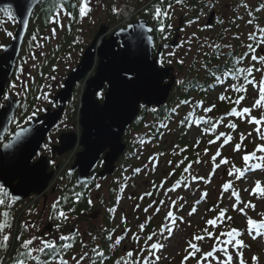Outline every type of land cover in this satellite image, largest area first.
<instances>
[{
	"label": "rangeland",
	"instance_id": "374dc122",
	"mask_svg": "<svg viewBox=\"0 0 264 264\" xmlns=\"http://www.w3.org/2000/svg\"><path fill=\"white\" fill-rule=\"evenodd\" d=\"M129 3L127 4H133V0H126ZM142 2L148 1V0H141ZM217 5L220 6V3ZM253 3V1H252ZM251 1L248 2L249 6L252 4ZM60 5L61 3L58 2ZM136 4V0H135ZM47 5H51V3H47ZM88 7L90 8V11L87 13V20L90 24L86 28L81 23H75L74 24V30H71V32H67L66 24L68 18L65 17L66 14H69V10L64 9V11H58V14L56 12L57 7H55L56 13L52 15L53 13L49 12V8L51 6L46 7L42 6V9L39 11L40 18L37 20V22H34L32 27L35 29H32L31 32L28 34L29 38L26 40L24 49L22 52V56L20 59V63L18 65L17 71L15 73V77L12 83L8 85L4 97L0 101V106L5 103L6 96H13L15 99H21V101H24L30 95L35 96L34 90H39L40 95L39 97L35 96V104L32 107L31 111L27 113L28 111V104L26 102L21 104L20 108L16 111L15 114V120H13L11 127L9 128L5 139L12 135V132L14 129H18L19 127L22 128L32 120L33 116L36 114H41L44 109L47 107H51V102L53 97L55 96V93L60 90L61 84L65 78V76L70 72V70L76 65L78 58L81 54V52L92 42L95 34H97L98 27H100L101 24H106L105 21L107 20V16L111 15L110 11L108 12L104 4H102V0H88ZM104 10H103V8ZM119 7V0H113L111 3L110 9L118 8ZM137 8V7H136ZM217 10V8H216ZM215 10V14L221 18L222 24L219 26V24L214 21V18H212V23L215 24V27L211 25L210 28L205 29L202 28V24L208 21V18L210 16V12H203L200 15V19L196 24L194 25V29L191 31H187L186 29L181 33V40L186 44L187 41V47L181 46L180 52L178 54L172 53V56L177 55V60L180 61H186L187 66L189 61L191 60L192 54L195 53V50H192L191 44L189 43V40H192L194 37L198 36L196 32L201 36V40L210 39L212 37H218L217 34L221 31L226 34V38L223 40V42H228V37H231L234 34V31L229 28L230 21L228 19L230 18V10H225L223 7H220L217 11ZM239 14H234L233 17H237L239 15L242 16V20L239 21V26L242 28L241 31V37H245L248 35V33H253L256 27L260 25H264V18H262L260 15H256L255 18L259 19V25L258 22H256L254 19H249L248 13H247V7L241 6V9L238 10ZM38 13V12H37ZM57 14V16H56ZM134 12L131 11L130 17L134 16ZM214 15V14H213ZM5 17V18H3ZM56 17V24L58 25V29L54 31L53 29L51 31H47L48 25L54 20ZM65 17L66 19H64ZM139 15H135L134 19H137ZM165 17V16H164ZM214 17V16H213ZM46 21V28L44 30V33L46 37L37 36L36 30H39V22ZM232 18V19H234ZM167 21L168 19V13L165 17ZM40 20V21H39ZM171 21H175V24L177 23V19L172 18ZM250 25H248V21ZM100 22V23H99ZM104 22V23H103ZM99 23V24H98ZM115 22L111 25H114ZM110 25V26H111ZM231 25L232 22H231ZM258 25V26H257ZM106 26V25H105ZM108 27V26H107ZM15 28V24H11L10 19L7 15L1 16L0 15V47L3 46L6 43L10 42V37L13 34ZM82 28L84 30H82ZM228 28V29H227ZM108 30V29H107ZM11 33V35H9ZM70 35L71 37H64ZM35 37V39H33ZM65 38H68L69 41H65ZM162 36L159 35L158 37H155V40L157 43L162 40ZM32 41V43H31ZM99 42V41H97ZM31 43V44H30ZM62 44H64V48L62 47ZM100 42L98 43V45ZM76 46V49H74ZM1 50V48H0ZM206 50V49H205ZM37 51V52H36ZM54 53H58V58L53 63L49 64V66H46V62L41 59V55H46L48 57V60H52L51 55ZM190 53H192L190 55ZM32 54H38L39 60L35 59L33 60ZM201 55V52H200ZM204 55V53H203ZM97 59V58H96ZM168 61V60H167ZM172 61V60H171ZM173 62V61H172ZM198 63H201V60H199ZM44 66V67H42ZM93 71V70H92ZM92 71L89 74V76L92 75ZM45 73V76H43ZM38 76H43L42 81V87L36 86V80L38 79ZM36 90V93H37ZM34 91V92H33ZM29 92V93H28ZM83 92V82L80 83V85L75 89L73 94V101L71 102V107L66 112L64 118L61 119L58 126L52 130V132L49 135L50 141L48 142V145L51 143L56 142V138L59 137V135L63 133L71 132L77 136L80 134V128L77 124V110L80 107V98L81 94ZM221 92V91H220ZM220 92H212L210 94V99L215 102L217 101V96L220 94ZM26 94L28 96L26 97ZM37 95V94H36ZM253 97L255 98L257 95V92L254 91ZM34 97V98H35ZM219 100V99H218ZM254 102L251 101L247 105L251 109L250 117L256 118L262 121L261 124H253L248 122L249 116H246L243 121H240L241 128H240V134L244 133L245 135L249 132H252L253 134L250 136L253 143L252 146L258 142V145L264 144V139L259 140V133L257 132V129L262 130L263 127V121H264V108H258L254 107ZM252 105V106H251ZM254 109V110H253ZM22 119V120H21ZM171 123L175 122L170 121ZM169 130L172 131V126L170 125ZM255 131V133H254ZM196 133V135H195ZM190 133L189 136L192 140L196 138L197 133ZM238 132H235L232 136L235 137L236 141L235 144L241 143V135ZM162 142L165 141V145H168L171 141L170 136H164L162 137ZM233 138V137H232ZM261 138V137H260ZM4 139V140H5ZM243 144V143H242ZM168 147V146H167ZM217 147V146H216ZM254 147V146H253ZM215 148V147H214ZM234 147L231 146L227 148L226 150H222L218 152V159L214 161L213 166H217V169L214 172H209L208 168H205V165L200 164V166H194V171H196L195 175V181L194 185L190 187L185 193L182 191L181 195H185L187 199V206L185 203H183V209L180 212H176L171 204V200L168 199L166 201V205H162V208L159 211V214L165 213L167 209L174 211V216L176 218V224L173 226L172 234L169 236V234L165 231H163V241H158L159 244H162L163 247L159 250H153L152 254L153 257L149 260L142 259L141 264H187V260L183 261L182 257L185 258V256H188V259L190 258V251L188 248L189 245V235L191 232L194 233V235H197V231L201 229L199 225L205 224L207 220L218 210H226L225 214L230 215L231 219L233 220V228L239 230L242 235L238 237V240L243 242V246L237 248L236 243L233 242L231 244H228L227 251L224 254H216L215 256H212L210 259H204L202 261V264H228L226 261L227 256L232 257V264H241V260L243 261V264H253V257H257L258 261L257 264H264V234H256L252 233L251 235L248 234L247 229V218L251 217L254 220L259 221L261 219L259 213H264V197H260L258 195L251 194V189L255 186L256 181H260L261 185L264 186V169L262 168L261 171H256L255 167L257 165H263L264 167V154L262 152L257 153L258 155L253 159L251 162V168H254L255 171L246 172L243 175L245 177L239 178L240 180H236V182L231 183L230 187L226 191L223 187V182H225V176L224 171L226 169L229 170V163L232 162L234 167H241V164L244 162L242 157L247 154V151H244L242 148L240 151H234ZM77 149H75L76 151ZM71 152L68 156L61 161L58 162V169L56 172V179L53 183H51V186H53L54 192L50 195V190L44 193V199H33L32 201H25V205H21L17 210L21 211V216H23L22 221L20 222L21 227L26 226L27 227V240L33 239L35 236L39 237L40 239H44L49 237L48 231L45 230V227L47 226V223L50 221L55 220L54 213H51L50 210H48L49 203H52L56 200L58 197V194H56V189H58V179L60 182V190H63L67 183L70 181V177H66V171L64 170L67 163H72L73 153ZM44 154V151H41V155ZM45 155V154H44ZM222 160H226L227 163H222ZM138 161V160H137ZM136 160L130 162L131 164L135 163ZM140 162V161H139ZM205 164V163H204ZM71 166V165H70ZM68 167V166H67ZM193 167V166H192ZM69 169V168H68ZM227 171V170H226ZM229 172V171H228ZM129 171L125 173V182L127 183V189L122 196L120 204H118L117 213L115 212L116 222L120 223L119 230L123 231L124 229H131L133 233V229L135 226V222L139 223L140 220L136 219V216L138 219H141L140 213L141 212V205L140 208L135 206L138 205L137 202H134V196L133 201H131L128 196H131L132 193L139 194L144 188H140L142 183L144 182L143 177H136L135 179H131L129 175ZM210 174V175H209ZM209 177L207 178V176ZM206 176V177H205ZM62 177V180H61ZM126 178L128 180H126ZM105 183V182H104ZM104 187L109 184V181L104 184ZM102 185V186H103ZM134 185V186H132ZM55 188V189H54ZM204 193H207L205 196ZM237 195L239 199H237ZM100 196L104 197L107 196V192L104 195L103 190L94 191L91 194V203L95 204L96 200L100 198ZM203 196V197H202ZM101 197V198H102ZM95 200V201H94ZM199 201V202H198ZM46 202V203H45ZM134 202V203H133ZM251 202V204L256 205L255 210L253 211L251 208H245L244 213H241L238 210H233L232 205L235 204L236 208H243L244 204ZM218 205V206H217ZM24 207V208H23ZM23 208V209H22ZM193 208H195V211L192 215H189L190 212L193 211ZM122 210V211H121ZM214 210V213H212ZM121 211V212H120ZM45 212V213H44ZM42 213V214H40ZM51 213V214H50ZM50 214V215H49ZM65 215H67L66 212H64ZM48 216L49 219H48ZM67 217H69L67 215ZM126 218V221L122 223V218ZM140 217V218H139ZM144 220L145 225V218L142 216ZM163 219H165V215L162 216ZM183 218V222H179L180 219ZM124 220V219H123ZM33 221V222H32ZM61 221V219L58 218V222ZM164 221V220H162ZM35 222V223H34ZM92 225L98 221L93 222L91 221ZM168 226L171 225V221L169 220ZM71 224H74L73 220L71 221ZM40 225V227H38ZM75 226V225H74ZM89 226L85 223L76 225L75 229L77 228L79 231H84ZM4 229V228H3ZM74 229V228H73ZM222 231V226L218 224V229L215 232V237H218L219 234ZM8 233L9 230H7ZM38 232V233H37ZM37 233V234H36ZM130 233L131 235H133ZM138 233V232H135ZM62 235V234H60ZM259 235V236H257ZM5 236V235H4ZM54 237H52L53 239ZM56 238V237H55ZM130 237L125 238L121 245L120 249L123 251H131L132 246L134 244H141L143 241H131L129 240ZM210 241V239H208ZM113 237H111V243H113ZM157 240H154L152 243H157ZM38 242L39 240H34L32 245L29 246V248L32 249V255L36 254V249L38 248ZM205 249H208L209 243L206 241L204 243ZM211 249V248H210ZM210 250H204L203 252H200V257L204 258V254L207 253ZM224 251V250H222ZM221 251V252H222ZM228 253V254H227ZM147 252H145V255ZM185 255V256H184ZM122 256V255H121ZM128 259H131L128 256ZM209 262V263H208ZM80 264H85L84 262Z\"/></svg>",
	"mask_w": 264,
	"mask_h": 264
},
{
	"label": "water",
	"instance_id": "95a60500",
	"mask_svg": "<svg viewBox=\"0 0 264 264\" xmlns=\"http://www.w3.org/2000/svg\"><path fill=\"white\" fill-rule=\"evenodd\" d=\"M41 1L0 0V10H11L18 21L12 43L0 53V99L10 80L31 13ZM149 29L144 20L132 23L126 29L112 33L108 39L102 38L101 46L95 50L97 39L106 33V27H101L54 99L59 108L54 112L45 110L42 116L35 117L30 125L22 128L28 131L19 140H13V137L22 129L0 148V187L11 194L13 201H21L30 195L40 196L46 191L53 172L47 173L44 157L31 163L49 131L58 123L74 86L92 70L95 56V74L85 83L79 112V147L82 151L76 155L71 171H78V184L89 181L93 178L91 171L104 154V166L98 177L112 174L114 164L124 152L122 137L137 116L139 106L162 107L174 84L170 74L173 69H159L157 58L152 57L154 42ZM103 92L100 103L96 95ZM18 103L9 97L0 109V141ZM59 140L60 147L54 150L59 156L76 144L74 134L62 135Z\"/></svg>",
	"mask_w": 264,
	"mask_h": 264
},
{
	"label": "trees",
	"instance_id": "16d2710c",
	"mask_svg": "<svg viewBox=\"0 0 264 264\" xmlns=\"http://www.w3.org/2000/svg\"><path fill=\"white\" fill-rule=\"evenodd\" d=\"M62 2L64 6H66L67 10L70 11V13H74L75 18L79 19L80 13H79V5L80 0H46L42 5L36 10V14H34L33 17V23L37 22V20L41 17L39 14V11L42 9V6L48 7L49 12L55 13V7L58 4V2ZM113 0H111L112 3ZM238 1V10L241 9V6L247 7V13L248 16L251 19H254L256 22H259V19H256V15H260L262 18H264V0H237ZM253 1L252 4L248 5V2ZM150 0L142 2L141 0H136L135 7L145 6L144 10L139 14V17L145 18L149 21V23L153 26H158V21L154 17V12L156 8L162 9V11L166 12V10L169 9L171 12V15L173 16L174 11L176 13L179 12V9H189L191 13L198 11V9L206 8L207 10H217L220 7H223L226 11L232 10V6L234 5L235 1L232 0H221L218 1L220 3V6L217 5V0ZM47 3H51V5H47ZM207 3H210L212 5L211 8H208L209 5ZM177 8V9H176ZM104 10V8H103ZM108 12L110 11L111 15L107 16V20L105 23L107 25H111L115 22L114 14L111 12L112 9H110V4L106 9ZM202 10H199L198 12L202 13ZM216 10V11H217ZM38 12V13H37ZM56 12H58V7ZM231 14V13H230ZM235 14H239V11H235ZM233 16L232 14L230 15ZM234 18V17H232ZM82 21L81 19H79ZM233 20V21H232ZM230 19L229 28L234 31V34L231 36L229 41L230 44H225L223 42V38L226 36L223 32H220L217 34L218 37H212V39H207L205 42V48L206 53L202 57L201 64H198L195 66L194 64L190 66L191 68H187L185 63L179 64L175 63V67L178 70L181 79L176 83L174 88L172 89L167 105L162 110H154L150 111L148 109H142L138 118L134 122L132 129H130L125 136V141L127 143V155H132V152H135V150L139 147V143L141 139H146L147 135H151L153 137V131L156 130V126L158 124L166 123L170 115H174V128L171 132V142L169 144V147L166 149L160 142L157 141L156 136L154 135L155 144L151 146V149H156L158 151L164 152L166 154L167 158L163 162L160 163V166L165 165V162L168 161L169 166L166 168L168 171H173L172 175L170 176V180L178 181L179 178H181L183 172V169L186 164H195L197 160H200L202 157V153L206 149V146L202 145H189L186 141V135H185V129H184V122L188 119L187 114V108L188 105L193 107L194 102L192 101H201L204 102L206 105H210L211 103L208 102L206 93L208 91V88L212 86V81L214 75H223L229 72L234 73L237 76V79L235 82H241L242 78L247 72L248 67L251 65L249 63V59L244 57V49L247 48V43H245V37H240L239 32L241 33L242 28L238 25L239 21L242 20V16L239 15L235 17L234 19ZM40 21V20H39ZM231 22L233 25H231ZM100 23V22H99ZM98 23V24H99ZM104 23V22H103ZM39 30H36L37 35H43L45 30V23L41 21L38 23ZM70 24V23H69ZM86 24H88L86 22ZM32 27V25H31ZM49 28V27H48ZM32 29H35L32 27ZM228 29V28H227ZM64 37H71L70 35L64 36ZM218 38V39H217ZM65 41H69L68 38H65ZM1 44V43H0ZM256 52V51H255ZM261 52L258 51L257 56H261ZM239 60V62H237ZM256 66V65H254ZM257 67V66H256ZM236 69H244V71H236ZM264 69V67H263ZM195 92V96L191 98V93ZM238 94H236L237 96ZM235 97V96H234ZM233 97V98H234ZM231 100V103H229ZM228 102L222 101V102H216L215 107L213 108L212 117L221 115L225 112H227L229 109L233 108V99L230 98ZM182 101H188V103H181ZM32 100L31 102L28 101V111L32 108ZM233 102V103H232ZM229 103V104H228ZM170 110L172 112H170ZM22 120V119H21ZM148 128L149 132L145 133L143 132V129ZM135 131L138 133L136 137H132L130 132ZM144 143V142H143ZM247 148V146H246ZM140 149V148H139ZM127 158V156H126ZM146 158V156L144 157ZM129 159H126V161ZM146 160V159H145ZM128 162V161H127ZM146 162H144L145 164ZM143 164V165H144ZM192 166V165H191ZM138 167V166H137ZM148 172L150 171V168L147 169ZM161 179V175L159 176ZM156 180H154L155 182ZM73 182L68 184L66 186V191H69L70 188H73ZM112 187H118V184L115 183L113 180L111 181ZM61 192V191H60ZM64 191H62L63 193ZM68 192H66L68 194ZM112 188L110 189V194H113ZM0 200H3L4 203L0 204V223H4L5 227L4 229L0 230V235L5 233L7 234V229L12 230L15 221L20 213V210L18 209V204L11 203L6 196L3 193H0ZM74 207V212L76 217L79 220L87 221L86 216L90 215L92 219L97 218L95 211L97 208H99V211L101 212L100 218V224L98 225H92L89 223L88 231L85 233V235L91 234V248L95 249L98 248L103 253H106L110 246L107 244L106 241V235L113 231V234H117V226L118 224H110L106 218V214L100 210V206L91 207L87 204V198L81 199V202L78 204H72ZM4 213H8L7 217L4 216ZM104 213V214H103ZM100 215V214H99ZM147 213L144 212L143 217H146ZM141 217V220L143 221V218ZM139 217V218H140ZM137 218V217H136ZM137 220H140L137 218ZM144 223V222H143ZM138 226V224L136 225ZM155 223L154 219H150L148 221V224L145 226V231H150L152 228H154ZM205 229V227H204ZM146 232H143V235H146ZM89 234V235H90ZM0 236V237H2ZM191 237V236H190ZM99 240V241H97ZM9 249V243H2L0 239V264H4V260L6 258H9L10 254ZM116 256V255H115ZM112 262V261H111ZM109 264V262L104 263Z\"/></svg>",
	"mask_w": 264,
	"mask_h": 264
},
{
	"label": "snow or ice",
	"instance_id": "6c2138e0",
	"mask_svg": "<svg viewBox=\"0 0 264 264\" xmlns=\"http://www.w3.org/2000/svg\"><path fill=\"white\" fill-rule=\"evenodd\" d=\"M177 2H179V0H177ZM56 7L59 8V4H57ZM89 11H90V8L88 7V0H80V5H79L80 17L83 18L84 16L87 15V13ZM116 11L117 10L115 8H113V12L115 13ZM162 15L163 16H167V12L162 11V9H160V8H156L155 9V12H154V17L157 20H159V18ZM158 30L161 31V32H163L164 31L163 25H161V27ZM149 31H151V29H149ZM262 31H264V29H262ZM9 35H11V33H9ZM33 39H35V37ZM249 47H251V45ZM252 59L253 60L259 59L261 63H264V57H255V56H253ZM181 63H183V61H181ZM236 71H244V69H236ZM230 72H231V70H229V72L226 73V74H230ZM247 72H248L249 75H251L252 69H247ZM249 83H251V82L249 81ZM257 86H258V89H259V96H258L257 99H255V102H254V105L253 106L254 107H261V106H264V81L258 82V85ZM233 90L239 92V91H242L244 89L241 86L240 88H235L234 87ZM219 99L222 100V101L225 100V99H229L230 100L229 97H226V96H223V95L220 96ZM243 99H244V97L241 96V97L237 98L234 101V103L238 105L241 102V100H243ZM230 102H231V100H230ZM181 103H188V101H182ZM212 107L214 108L215 105H213ZM211 110H212L211 108L206 109V111H211ZM250 112H251V109L250 108H243L239 112L236 110V108H233L231 110V113L230 114L233 115V116H238L240 118H244L246 116H249L250 117ZM248 122L253 123V124H261L262 123L261 120L256 119V118H251V117L249 118ZM162 126L163 127H166L167 125H162ZM229 127H231V128L234 129L236 127V125L232 124V125H229ZM27 131H28L27 129H22L21 131L17 132L16 135H15V137H13V140H19L25 134V132H27ZM257 132L259 133V135L261 136V138L264 139V131H262L260 129H257ZM247 135L250 136L251 133H248ZM245 138H246V135L244 133H241V142ZM227 142L228 141L226 140L225 143H227ZM197 143H199V142H197ZM9 146L10 145H6V147H9ZM241 146H242V144L241 143H238V144L235 145V147H234L233 150L238 152V151H240ZM257 151L258 152H264V144L258 145L257 146ZM217 154H219V153H217ZM213 159H215V157ZM242 159H243L244 164H245L246 167H251L250 161H252L253 159H255V154L254 153L245 154L242 157ZM199 162H200L199 160L196 161V163H199ZM221 162L222 163H227L226 160H222ZM189 167H191V165H189L188 167H185L184 168V171L187 172L189 170ZM257 167H260V165H257ZM241 171L242 170H238L237 171V178H239V173ZM232 174H233L232 172H229V175H232ZM200 179H202V178H200ZM230 186H231L230 184L223 185V187H224V189L226 191L228 190V188ZM0 193H3V189H0ZM4 194L6 195V193H4ZM251 194L258 195L260 197H264V186L261 185V182L260 181H256L255 182V186L251 189ZM146 195H148V194H146ZM204 195L206 196L207 193H204ZM237 199H239L238 195H237ZM3 203H4V201L3 200H0V204H3ZM173 203H175V202H173ZM232 207H233V210H238L241 213H244V209L245 208H251L254 211L256 205L251 204V202H249V203L244 204V207L243 208L237 209L235 204H233ZM144 211L147 212L148 209H144ZM194 211H195V208H193V211L190 212L189 215H192ZM225 212H226V210L222 209L219 212V215L216 218H214V219L208 220L207 221V224L210 225V226L215 227L217 225V222L221 218L225 217ZM244 214L246 215V213H244ZM7 215H8V213H4V216L5 217H7ZM258 215H260V217H261V219L259 221L254 220L251 217H248L247 218V229H248V234L249 235H251L252 233L264 234V213H259ZM59 216L60 217H64L65 219L67 218V217H65V214L63 212H60L59 213ZM167 219H169L171 221V225L165 227V232H167L169 234V236H170L172 234V231H173V226L176 224L177 221H176V218H175V216H174V214H173L172 211H169L167 213ZM227 219L228 220H231V217H227ZM122 220H123V218H122ZM179 222L182 223L183 222V218H181ZM4 227H5V224L4 223H0V230H2ZM143 228H144V225L141 224L140 225L141 231L143 230ZM205 231H207V229ZM240 235H242V233L239 230H237V229H231V230H229L227 232H222V233H220V236H225V237H227V239L221 241V243L227 245V244H231V243H233V241H235L237 248L242 247L243 246V242L236 239ZM209 237H211V233H209ZM204 238L205 237H203V236H196V237H194V239L200 240V241H202ZM8 239H9V237L7 235H5L3 237L4 242H7ZM64 239H65V237L62 236L61 237V240H64ZM121 239H123V237L117 238L115 240V244L116 245H119L121 243ZM147 239L149 241H151L153 239V237L152 236H149V237H147ZM216 239L219 240V237H216ZM32 243H33V241L31 239H29L27 241H24L22 247L24 249H29V246L32 245ZM41 244H42V247L38 248L37 251H45L46 249H51V248L54 247L53 244H51L49 242L42 241ZM67 247H71V245H67ZM162 247H163L162 244L152 243L151 246H150V251L151 250H159ZM188 248H190V249L193 250V252L192 253H189V255H192L194 253H199L201 251V249L199 247H197L195 244H189L188 245ZM223 250L225 252L227 251L226 248L223 249ZM215 251H216V249L213 248L212 251H209V252L205 253L204 254V259L206 260L207 258L212 257L213 256V253ZM28 254L30 255L31 252H29ZM98 255H100L101 257H103L104 254L103 253H98ZM127 255L129 257H131L133 254L131 252H128ZM187 259H188V256H185V260H187ZM252 260H253V264H257V261H258V258L257 257H253ZM226 261L228 262V264H232V257L231 256H227L226 257ZM60 264H66V262L65 261H61ZM241 264H243V261L242 260H241Z\"/></svg>",
	"mask_w": 264,
	"mask_h": 264
},
{
	"label": "flooded vegetation",
	"instance_id": "af4514ba",
	"mask_svg": "<svg viewBox=\"0 0 264 264\" xmlns=\"http://www.w3.org/2000/svg\"><path fill=\"white\" fill-rule=\"evenodd\" d=\"M49 141H50V138H48L45 141L43 147L41 148V151H44L45 155L44 154L41 155V151H40V155L44 156L46 158V161H47V164H48V167H49V171H52L55 167L59 166L58 162H61L65 158V155L58 156V154L56 152H53V150H55L54 148L58 146V137L56 138V142L54 144L51 143V144L48 145ZM55 237L58 239V232L56 233ZM54 247H55V245H54Z\"/></svg>",
	"mask_w": 264,
	"mask_h": 264
}]
</instances>
